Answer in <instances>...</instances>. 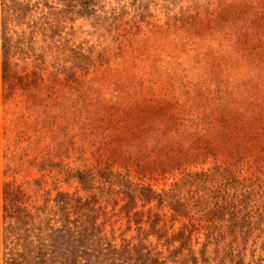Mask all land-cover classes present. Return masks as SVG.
Returning <instances> with one entry per match:
<instances>
[{
	"label": "rangeland",
	"instance_id": "obj_1",
	"mask_svg": "<svg viewBox=\"0 0 264 264\" xmlns=\"http://www.w3.org/2000/svg\"><path fill=\"white\" fill-rule=\"evenodd\" d=\"M0 29V264H264V0H0Z\"/></svg>",
	"mask_w": 264,
	"mask_h": 264
},
{
	"label": "trees",
	"instance_id": "obj_2",
	"mask_svg": "<svg viewBox=\"0 0 264 264\" xmlns=\"http://www.w3.org/2000/svg\"><path fill=\"white\" fill-rule=\"evenodd\" d=\"M4 31V30H3ZM1 29H0V34L2 33V36L4 37L3 38V43H2V49H3V55H4V58H6L7 57V55H8V49H9V41H6L5 40V34H4V32H3ZM3 65H4V69H3V71H4V76H3V80H7V78H8V75H9V67H8V63L7 62H4L3 63ZM7 145V144H6ZM68 152L70 151V150H67ZM38 152L39 151H36L35 152V157H33L31 160H29L28 161V165L30 166V167H34V169L37 171V172H42V171H45L46 170V167L47 166H56V167H58L57 169H58V172H63L64 170H65V175H66V177H67V179H71L72 177H73V169L70 167V166H68V165H64L63 164V161L61 162V163H54V161H52V160H48V159H39V154H38ZM9 154H8V152H7V150L5 151V157H7ZM9 162H8V160H7V162H6V168L4 169V173L7 175L8 173H9V171H10V168H9ZM34 183H35V185L36 184H39L40 183V179H36L35 181H34ZM37 192V191H36ZM59 195H61V194H59ZM25 241H26V239H25Z\"/></svg>",
	"mask_w": 264,
	"mask_h": 264
}]
</instances>
